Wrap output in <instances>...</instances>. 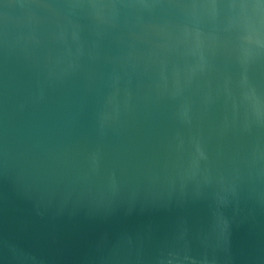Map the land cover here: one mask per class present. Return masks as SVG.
I'll return each mask as SVG.
<instances>
[{"label":"water","instance_id":"95a60500","mask_svg":"<svg viewBox=\"0 0 264 264\" xmlns=\"http://www.w3.org/2000/svg\"><path fill=\"white\" fill-rule=\"evenodd\" d=\"M0 264H264V0H0Z\"/></svg>","mask_w":264,"mask_h":264}]
</instances>
